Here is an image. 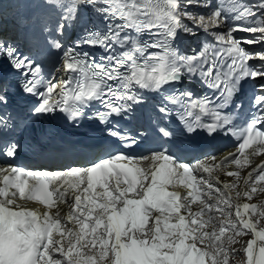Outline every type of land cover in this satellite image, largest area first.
<instances>
[{"label": "snow or ice", "instance_id": "1", "mask_svg": "<svg viewBox=\"0 0 264 264\" xmlns=\"http://www.w3.org/2000/svg\"><path fill=\"white\" fill-rule=\"evenodd\" d=\"M45 2L60 10L48 40L61 53L57 74L42 75L35 59L0 39L3 71L14 77L10 83L0 76V106H7L9 89L15 86L35 97L30 111L37 116L62 113L77 122L99 104L94 118L110 124L112 117L143 103L144 92H168L185 79H198L212 90L211 97L172 92L158 111H175L187 139L231 135L236 151L216 168L239 166L241 157L247 161L264 153V0H218L215 5L209 0ZM81 5L103 26L85 27L81 39L65 47L59 36ZM222 26L227 32L219 30ZM178 30L193 37L202 31L212 41L205 40L191 56L181 55L172 47ZM239 32L251 35H235ZM82 45L102 53L80 51ZM242 80L261 82L250 100V119L237 124L224 109L239 107L235 98ZM8 124L0 115V133ZM108 132L129 148L138 143L136 137L111 128ZM153 135L159 144L146 153L107 151L57 171L12 164L20 144L0 139V156L6 158L0 162V264H229V255L232 264L236 257L240 264H264V201L259 210L242 202L251 200L258 186L264 192V166L243 178V189L237 188L238 180L223 182L221 188L211 164L180 162L168 146L175 145L174 129L157 123ZM205 160L215 162L216 156ZM194 172L208 176L197 179ZM181 185L188 189L184 194ZM29 202L43 210L28 207ZM194 203L199 205L195 211ZM60 205L70 210L62 214ZM243 236L249 239L241 244Z\"/></svg>", "mask_w": 264, "mask_h": 264}, {"label": "bare ground", "instance_id": "2", "mask_svg": "<svg viewBox=\"0 0 264 264\" xmlns=\"http://www.w3.org/2000/svg\"><path fill=\"white\" fill-rule=\"evenodd\" d=\"M37 1L38 0H11V2L13 4L12 10H11V8H8L9 11L5 12L4 10H5L6 6L4 5L3 0H0V13L4 12L5 14L10 15L13 19V22L9 23L10 26H4V28H6L8 30H12V28L18 26V28L23 29L25 26L31 24V20H30L29 15H30V13L34 12V5L37 3ZM42 2H43V16H42L43 20L48 21L50 14L53 13V16H55L56 21L58 22L59 17H60V10H58L54 6L47 5L45 0H42ZM209 3L210 4L212 3V5H214L217 3V1L216 2L209 1ZM87 8H88V6L81 5L80 8L78 9L77 13H76L75 20L70 21V22L74 23L77 20H79L81 22L83 20L82 12L86 11ZM54 12H56V13H54ZM34 18H37V17H34ZM186 22L188 23L187 20H185V23ZM53 30H51L52 33H53ZM227 30H228L227 27L222 26L220 28V31H222V32H227ZM65 32H66V30H65ZM202 34H203L202 31L199 32L198 35L195 37L186 34V35H188L189 43L186 41L185 44L186 45L190 44L191 47H194L197 44V42L199 41V38ZM235 35H237L239 37H243V32L235 33ZM70 36H71L70 32H67L66 34L63 33V35L59 36V38L66 40ZM244 46L249 48V49H252L250 45H244ZM252 47L254 48L257 46H252ZM56 66H57V64H56ZM219 181L221 182L220 187L222 188L223 182L232 183V182L237 181V180H234L233 178H230V177L223 176L222 180H219ZM238 181L239 182L237 184V188L243 189L245 187L243 179L239 178ZM252 197H254V199H251V200H248L246 197L242 198V202L243 203H249V204H256L257 210H259L260 202L264 201V192H262L260 190V188H257L255 195H252ZM253 219H254V217H253Z\"/></svg>", "mask_w": 264, "mask_h": 264}, {"label": "rangeland", "instance_id": "3", "mask_svg": "<svg viewBox=\"0 0 264 264\" xmlns=\"http://www.w3.org/2000/svg\"><path fill=\"white\" fill-rule=\"evenodd\" d=\"M247 2H251V0H249V1H247ZM215 5V4H214ZM194 11V10H193ZM50 23H53L51 20L49 21ZM244 36H247V34L246 33H243V37ZM251 48H253L252 46H251ZM259 196V195H258ZM230 233H226L225 235L227 236V235H229ZM238 239H240L241 240V244L244 242V241H246L247 239H249V237L248 236H243V237H239ZM241 244H237V245H235V247H237V248H239V247H241ZM228 262H229V264H232V257H231V255H229V257H228ZM236 264H240V257H236Z\"/></svg>", "mask_w": 264, "mask_h": 264}]
</instances>
